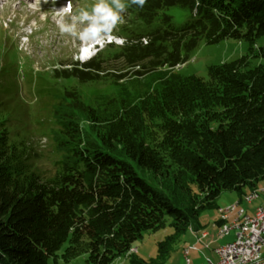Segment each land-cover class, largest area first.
I'll return each instance as SVG.
<instances>
[{"label":"trees","instance_id":"trees-1","mask_svg":"<svg viewBox=\"0 0 264 264\" xmlns=\"http://www.w3.org/2000/svg\"><path fill=\"white\" fill-rule=\"evenodd\" d=\"M128 1L123 45L52 76L119 87L101 107L48 78L30 83L40 100L53 97L43 119L49 167L39 166L32 137L9 117L19 100L1 98L17 85L0 83V264H50L66 243V262L86 255L84 264H114L166 218L185 233L222 192L243 197L264 182V0H147L143 8ZM224 40L246 41L248 54L212 68L207 79L175 73L201 41ZM145 79L148 88L138 84ZM169 168L192 179L184 187L189 211L148 180Z\"/></svg>","mask_w":264,"mask_h":264},{"label":"rangeland","instance_id":"rangeland-1","mask_svg":"<svg viewBox=\"0 0 264 264\" xmlns=\"http://www.w3.org/2000/svg\"><path fill=\"white\" fill-rule=\"evenodd\" d=\"M47 2L48 0H45V2L39 4L30 3L25 5L20 0H6L0 4V72H5L0 78V83L5 87L9 86L10 89L17 85V89H14V92L17 90V93L7 94L2 92L1 98L4 101L6 99L13 100L12 98L20 101H13L9 110V117L13 118L12 121L18 124L22 132L32 137L34 150L39 155L40 167H49L54 159L49 138L50 124L43 120L52 108L50 105L53 103L51 101L53 97L48 98V96H45L40 100L36 87L34 84L30 85V83L33 81V83L39 85L41 78H48L50 86H60L64 89H74L81 92L86 104L96 108L104 104L102 102L104 96L115 94L117 88H119L105 81L90 85H79L75 82L66 81L55 83L53 81L52 76L56 69H67L70 62H76L82 58L80 48L83 47L84 42L68 34H61L59 23L62 20L55 17L51 19L52 15L49 8L51 6H67L71 9V14L65 22L71 23L72 16L78 15L80 10L91 12L98 0H49V3ZM124 3L128 5L129 1L124 0ZM127 11L128 7L121 15L127 17ZM172 13L176 18H185L178 10ZM83 26L78 25V28ZM123 27H126L124 22L117 23L110 32L106 35L101 34V38L95 41H102L112 36L116 44H121L125 39ZM259 42L264 44V39ZM248 52L249 44L246 41L224 40L213 45L201 41L191 54L189 62L183 67H177L175 73L182 77L196 76L207 79L212 68L235 61L247 55ZM260 63L261 61L254 60L252 65L256 66ZM162 72L169 71L164 69ZM146 80L138 83L139 86L148 88L149 85L146 84H149L150 80L148 79L145 84ZM125 88L130 89V86ZM0 91H2L1 87ZM43 94L47 95V91ZM18 102H22L23 105L21 106ZM45 103H47L46 107H44ZM80 119L82 120L81 125L85 129V124H87L85 118L80 117ZM167 170L169 171L168 174L165 171L152 176L147 174L148 180L172 199L178 201L186 211H189L192 207L189 202L191 197L187 194V188L184 187L191 184L192 179L187 174L177 175L175 168ZM193 189L197 193L196 187ZM257 190H259V197L251 203L245 198L251 192L242 197L238 192L224 191L212 206L200 210L198 222L203 229L209 230L208 239L205 240L202 236L201 241L218 240L216 236L211 237L210 233L216 230L217 221L223 222L224 220H222V215L219 213L220 210L237 206V211L228 215L229 223L233 222L236 215L241 211H244L246 215L253 216L256 213V210L255 213H252L253 209L264 205V182L259 184ZM191 228L194 229L195 225H192ZM190 231L178 233L173 226V220L168 217L159 229L146 231L135 241L132 251L127 256L117 259L114 264H133L134 261L148 264L153 259L161 256H163L165 264H187L189 259L193 264H203L205 255L202 250L197 248V251H192L191 254L188 253L189 256L186 255L187 250L190 252V249L196 248L194 245L191 246V244H195V241ZM233 235L234 238L231 242L235 239V233ZM67 246L68 243L63 245L58 252L59 257L50 259V264H84L86 255H81L71 262H66L63 259L62 254ZM262 256V259H264V249Z\"/></svg>","mask_w":264,"mask_h":264},{"label":"clouds","instance_id":"clouds-1","mask_svg":"<svg viewBox=\"0 0 264 264\" xmlns=\"http://www.w3.org/2000/svg\"><path fill=\"white\" fill-rule=\"evenodd\" d=\"M147 0H131V4L143 8ZM129 5L124 0H98L91 12L80 10L79 14L71 17V23L61 21L59 28L61 34H68L82 42H91L101 38V34H107L117 23H123L121 13L126 11ZM78 25H84L78 28Z\"/></svg>","mask_w":264,"mask_h":264},{"label":"built area","instance_id":"built-area-1","mask_svg":"<svg viewBox=\"0 0 264 264\" xmlns=\"http://www.w3.org/2000/svg\"><path fill=\"white\" fill-rule=\"evenodd\" d=\"M241 229V236H235L234 241L216 249L218 262L209 264H263L264 249V207L247 221ZM225 235L226 236H229ZM188 256V251L186 252ZM190 264V260H187Z\"/></svg>","mask_w":264,"mask_h":264},{"label":"crops","instance_id":"crops-1","mask_svg":"<svg viewBox=\"0 0 264 264\" xmlns=\"http://www.w3.org/2000/svg\"><path fill=\"white\" fill-rule=\"evenodd\" d=\"M262 206L264 207V205H261V207ZM258 208H260V206L253 209L252 213H255V210H257ZM219 227L220 226L216 225V228H215L216 230L213 233L209 232L211 237L216 236L218 240L217 241L209 240V242H205V240L208 239V237H209V234H208L209 230H206V228L203 229L200 225L194 229L190 228L189 229V230H191L190 234L192 235V237L195 241V244H196V245L191 244V246L194 245V246H196V248L193 247V249H190V252L187 250L188 253L191 254L192 251H197V248H198L199 250H202V252L205 255V257L203 258V264H209V262L217 263L219 259H218L216 252H215L216 249H218L219 247L224 246L226 244H229L231 242V240L234 238V235H233L234 232H232L229 236H226L224 238H220L219 237ZM200 235H201V237H199ZM202 236L205 239L203 241H201ZM199 241H201V242H199ZM199 245H200V248H199ZM190 254H188V256ZM190 264H193V262L191 260H190ZM195 264H197V263H195Z\"/></svg>","mask_w":264,"mask_h":264},{"label":"bare ground","instance_id":"bare-ground-1","mask_svg":"<svg viewBox=\"0 0 264 264\" xmlns=\"http://www.w3.org/2000/svg\"><path fill=\"white\" fill-rule=\"evenodd\" d=\"M259 197V190H254L248 196H246V200L248 202H253L255 199ZM261 208L256 210V213L261 211ZM237 211V206H233L228 208L227 210H220L219 213L222 215L223 225L219 227V237L224 238L225 235L231 234L232 232L235 233V236H241V229H234V227H246L247 221L251 218V216L246 215L244 211L239 212L233 222L229 223L228 215L230 213H235ZM228 220V221H227ZM264 264V261H263Z\"/></svg>","mask_w":264,"mask_h":264}]
</instances>
